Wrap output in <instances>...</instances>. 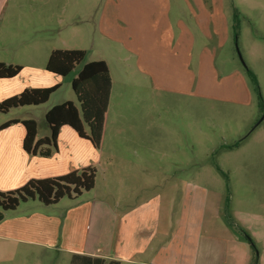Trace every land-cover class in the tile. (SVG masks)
I'll list each match as a JSON object with an SVG mask.
<instances>
[{"label":"crops","instance_id":"crops-1","mask_svg":"<svg viewBox=\"0 0 264 264\" xmlns=\"http://www.w3.org/2000/svg\"><path fill=\"white\" fill-rule=\"evenodd\" d=\"M21 1L0 0V40H31L29 25L16 24L15 20L41 6H26ZM98 1L94 10V0L86 4V9L93 11L94 33L120 48L110 57L114 65L105 57L84 62L104 61L111 79L99 150L63 126L50 156L27 153L21 122L36 123L37 140L49 137L46 112L63 102L73 103L68 97L48 105L50 98L64 84L71 88L79 69L66 77L48 73L47 60L42 67L32 63L30 43L19 45L8 61L0 58V63L21 67L16 77L0 80V102L24 89L59 86L39 106L40 118L32 115L30 107L0 115V125L14 122L0 131V192L84 168L96 171L94 188L77 198H63L54 205L28 200L4 211L0 255L29 250L64 264H69L73 256L101 259L106 264H250L248 246L235 230L234 220L222 213L220 184L216 180L202 182L200 176L199 180L173 176L165 189L161 187L159 168L148 163L144 154L160 153V117L152 114L159 100H154V95L196 93L199 98H211L204 93L206 89L218 91L220 101H249L250 88L237 69L217 81L220 66L216 48L227 43L231 6L246 18L253 16L249 12L256 6L246 4L243 9L234 0L230 5L227 0ZM259 7L264 11V5ZM213 42L217 45L211 49ZM116 84H123L126 90L146 84L151 99L146 101L147 113L132 110L145 101L139 95L128 99L126 94H115ZM73 104L78 107L77 101ZM181 166L185 165L176 168Z\"/></svg>","mask_w":264,"mask_h":264},{"label":"rangeland","instance_id":"rangeland-1","mask_svg":"<svg viewBox=\"0 0 264 264\" xmlns=\"http://www.w3.org/2000/svg\"><path fill=\"white\" fill-rule=\"evenodd\" d=\"M226 2L232 3L230 0ZM234 2L243 9L244 5L253 4L256 10L250 11L253 16L246 18L231 6L227 43L216 48V60L220 66L217 81L227 76L231 69H237L250 88L249 101H220L217 98L222 96L218 91L206 89L204 93L211 98H199L196 93L192 96L165 92L154 95L153 99L159 100L158 108L152 114L160 117V153L144 154V158L159 168L161 187L165 189L168 179L173 176L193 180H199L200 176L202 182L209 184L216 180L224 197L222 213L227 219L234 220L235 230L248 246L250 263L255 258L256 264H264V111L259 107L258 94L247 75V71L254 75L264 106V11L259 7L264 5V0ZM23 3L41 6L15 20L16 24L29 25L32 38L25 43L17 40L7 43V38H1V59L8 61L19 45L30 43L32 63L38 67L44 66L53 49L84 51L82 64L89 59L105 57L114 65L110 57L120 48L94 33L93 11L86 9L87 0H22ZM93 4L91 8L94 10L100 3L94 0ZM235 25L237 27L233 29ZM15 33L19 34L17 30ZM216 45L213 42L209 46L212 49ZM82 64L75 69H80ZM111 68L116 71L115 66ZM113 77H116L115 73ZM198 88L196 91L200 93ZM71 92V88L64 84L52 95L48 105L68 97L76 103ZM149 92L146 84L131 90H126L123 84H116L114 89L115 94H126L128 99L141 97L145 103L132 110L143 114L148 110L146 101L151 100ZM30 108L32 115L40 118L41 107ZM237 142L241 143L238 148H226ZM179 165L185 166L177 169ZM243 232L251 238L254 249ZM0 264L64 263L45 254L40 256L29 250H18L14 255H0Z\"/></svg>","mask_w":264,"mask_h":264},{"label":"trees","instance_id":"trees-1","mask_svg":"<svg viewBox=\"0 0 264 264\" xmlns=\"http://www.w3.org/2000/svg\"><path fill=\"white\" fill-rule=\"evenodd\" d=\"M236 18V15L234 16ZM236 21V20H235ZM236 25L233 29H236ZM85 58L82 50H53L50 52L45 70L56 76L66 77L81 65ZM21 71V67L0 63V80L12 79ZM249 80L258 94L259 107L264 111L258 93L254 75L247 71ZM71 90L76 97L78 107L71 102H63L53 106L45 114V121L50 135L37 140V125L34 121L21 122L25 130L23 148L27 153L39 154L44 157L55 151L56 140L63 126L71 128L79 138L89 141L96 150L101 148L108 101L111 92V79L104 61H93L82 64L76 76L71 80ZM59 86L50 88L24 89L21 93L0 102V115L20 107H37L44 105ZM14 122L0 125V131ZM240 142L226 148H237ZM96 171L94 168H84L64 176L31 180L18 190L0 192V221L4 211L16 209L20 203L36 199L44 205L57 204L63 198H77L82 193L91 191L95 185ZM246 240L252 244L251 238L243 232ZM253 259L250 264H256ZM69 264H106L101 259L73 256ZM107 264H119L109 262Z\"/></svg>","mask_w":264,"mask_h":264}]
</instances>
